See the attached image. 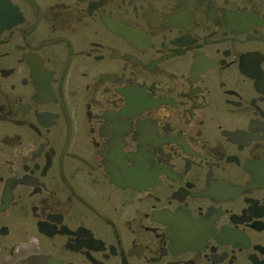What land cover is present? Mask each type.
<instances>
[{"label":"flooded vegetation","instance_id":"af4514ba","mask_svg":"<svg viewBox=\"0 0 264 264\" xmlns=\"http://www.w3.org/2000/svg\"><path fill=\"white\" fill-rule=\"evenodd\" d=\"M0 264H264V0H0Z\"/></svg>","mask_w":264,"mask_h":264}]
</instances>
